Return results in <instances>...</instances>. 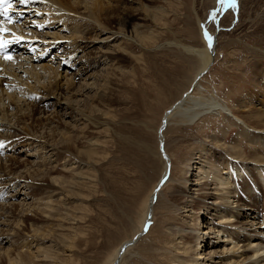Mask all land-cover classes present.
Wrapping results in <instances>:
<instances>
[{
	"label": "rangeland",
	"instance_id": "rangeland-1",
	"mask_svg": "<svg viewBox=\"0 0 264 264\" xmlns=\"http://www.w3.org/2000/svg\"><path fill=\"white\" fill-rule=\"evenodd\" d=\"M106 1L110 10L109 27L114 31H122L128 38L124 40L117 37L110 40L108 45L91 44L89 50L94 51L92 56L101 59V63L93 70L94 76L82 74L74 77V88L83 90V93L79 92L77 96L79 101L76 105L90 115L92 120L82 119L80 115H75V112L74 117H70L69 110H65L64 106L57 109L48 108L47 114L41 112L44 108L42 104H38L35 110L36 116H52L50 123L55 129V134L68 133L72 139L78 141V148L89 153L83 157L86 165L77 162L73 165H79V168H73L76 172L65 171L63 166H70L72 163L69 162L70 157H61L58 162L57 155L46 153V160L51 159V165H57L60 172L47 174L43 169L51 165L44 166L45 161L42 162L40 177L28 175L26 178L29 182L35 181L39 184V179L44 177L45 183L50 186L37 190L24 186L23 182L14 198L10 196L17 191L16 188L10 190V186L3 180L0 184V204H14V213H7L0 218V252L23 247L25 243L15 240L13 235L11 237L16 244L1 238L11 234L7 229H12L13 225L24 218L26 229H23L21 224L20 232H33L32 225L44 228L33 246L30 249L25 247L29 252L36 253L38 246H41L40 250L50 249V253H55L59 264H111L121 243L133 238L139 231L151 189H154L161 178L165 160L169 162L161 153V135L158 130L163 126L165 114L176 110L174 105L183 94L191 89L190 97L227 104L235 112V116L237 114L240 117L247 115V111L251 109L262 111L264 107V92L262 88L258 89V75L255 71L256 66L261 63L255 58L259 54L256 50L259 51L264 45V42L258 43V35L262 30L259 27L260 20L255 18L256 7L262 0H241L244 8L237 20L231 11L226 12L221 19L220 0ZM128 14L132 16L125 19ZM218 15L222 28L218 33L214 60L198 84L193 85V79L201 70L203 62L198 54L188 51L187 47H206L203 27L206 26L212 33L218 30V23H215V17ZM110 45V51H115V61L106 60V56L100 55ZM118 45L125 47L124 54L114 49ZM55 52L58 53L57 57L62 55L61 51ZM54 55L52 54L51 58ZM83 63L82 60L74 67L72 74H75L78 68L84 67ZM88 81L94 82V87L83 89ZM98 92L104 98H100ZM250 92L252 94L249 99L243 97L244 93ZM187 106L188 104H184L181 114L175 113L180 110L178 108L169 124L162 127V130L165 127V149L172 158L170 179L168 178L160 196L157 197L154 216L148 230L136 244L128 248L120 264H193L191 250H188L187 254H183L181 248L175 250V231L180 227L184 226L185 232L192 230L204 236L200 232L203 229L199 226L202 219L200 204H195L197 201L202 202L204 198L202 199L201 192H198L200 187L191 184L194 177H190L191 172L188 173L187 162L199 148L209 149L213 140L234 145L242 125L235 117L228 126V118L224 112L201 115L198 120L188 122L183 114L191 109L192 101ZM38 127L40 126L32 124L34 131H37ZM46 127L43 123V131H46ZM22 135L24 136L23 133L16 135L17 140L19 139L16 144H9L13 143L11 138V142L3 141V145H14L13 151L8 148V144L5 147L8 148L7 152L4 151L7 155L12 153L13 157L10 159L14 162L19 157L18 153L22 150L20 148H25ZM27 136L24 137L30 140L31 137ZM238 140L245 154L251 155L253 146L245 138ZM262 149L263 146L258 151L262 152ZM44 154L42 153V156ZM220 157L221 152L213 148L203 160L213 161V169L215 165L221 164ZM29 160L33 161L34 165L36 161H43L38 158ZM29 169L30 174H34V168L30 166ZM73 174H78V178L75 179ZM187 175L190 178L188 188H191V191L188 188L189 191L183 189L182 180ZM58 176L59 185L55 186L53 178ZM248 177L246 179L253 180L254 183L259 182L253 177ZM246 179L244 177V180ZM254 187L256 197H262L259 209L264 210L262 182ZM235 189L238 190L233 192L236 199L241 196L242 202L246 200V203H251L252 197L247 200L239 187L236 186ZM9 198L7 202L6 199ZM205 200L206 204L212 205V199ZM45 202H51L52 209L43 213L38 207L43 208ZM184 206L186 207L183 208ZM247 206V209L251 207ZM26 209L34 211V215L20 218L26 213ZM236 209L243 210L238 209L234 203L232 210ZM204 212L208 215L210 223L215 224L218 216L216 209H205ZM262 212L264 220V211ZM191 216L192 219L198 220L193 228H189ZM213 236L209 241L211 243L213 240L217 241V235ZM186 238H183L184 241H189ZM245 243L246 241H242L240 245ZM206 244L205 241L201 244L196 242L194 249H210L211 244L209 247H206ZM220 260L221 258H217L214 264H223ZM0 264H8V259H0Z\"/></svg>",
	"mask_w": 264,
	"mask_h": 264
},
{
	"label": "bare ground",
	"instance_id": "bare-ground-1",
	"mask_svg": "<svg viewBox=\"0 0 264 264\" xmlns=\"http://www.w3.org/2000/svg\"><path fill=\"white\" fill-rule=\"evenodd\" d=\"M220 1L221 19L228 11L234 14L235 20L241 16L244 8V4L241 0H236L235 6H232L231 0ZM5 7L8 9L12 7V9L15 10L13 13L16 16H12V18L9 19L11 22L5 19V17L0 19V27L7 29V31L0 32V43L9 47L15 46V51L13 55L9 56L0 54V142L3 143L4 140L10 141L11 138L13 139V143L9 144H16L19 142L16 135L22 133L25 137L27 135V137H31L29 138L30 140H28V138L22 135L26 141L22 142L25 148H20L22 149V153L19 151V157L16 158L15 162L13 159H10L13 157L12 153L10 152L8 155L6 153L8 148L13 151L14 145L12 147V145L7 143L8 148L5 149L7 146L5 143L3 147H0V184L5 180L7 186H10V190H15L16 188L17 191L13 192L10 196V198H14L23 182L25 183L24 186L37 190H44L50 186L45 183L44 177L39 179V181H41L39 184H36L35 181L29 182L26 178L28 175L39 176V172L43 166L42 162L45 161L44 166L52 164L50 163L51 159L46 160V153L48 154L51 152L54 156L57 155L58 162L61 161V157H70L69 162L72 163L70 166H63V170L65 171L76 172L74 169L79 168V165L78 167L73 165L77 162L80 163V165H86L83 157L89 155V153L78 148V141L72 139L73 137L68 135V133H66L67 135H62L60 132L55 134V129L50 123L52 116H36L35 110L38 104H42L41 106H44V108L41 112L47 114L49 111L48 108L57 109L60 106H64L65 110H69L70 117H74L75 112V115H80L82 119H86L87 121L92 120L90 115L84 113L79 109L78 105H76V102L79 101L77 96L79 92L83 93V90L74 88L76 83L74 77L82 74L94 76L92 73L93 70L101 63V59L92 56L94 51L89 50L91 44L92 46L95 43H106V45H108L110 40H114L117 37L127 40L128 35L122 31H114L112 27H109L110 10L109 3L106 0H28V2L24 4H21L19 0H8ZM255 12L257 15L255 18L260 20L259 27L262 30V33L258 35V38H260L258 43L261 44L264 42V0L258 2ZM219 15L215 17V23H218V26L216 25L218 30L212 33L206 26L203 27V34L207 43L206 47L204 49L193 46L187 47L188 51L198 54L203 62L201 70L193 79V85H196V83L198 84L199 79L207 69H210L214 60L213 56L216 51L218 33L222 28ZM130 16L132 15L128 14L125 19ZM17 48L19 53H17ZM110 48L111 45L106 48L104 53H100V55L106 56V60L115 61L116 56H113L115 51H110ZM114 49L124 54V46L118 45L114 47ZM53 51L54 53H56L55 51H61L62 55L57 57L58 53L54 55ZM256 52L259 54L258 56L256 55L257 57L255 58L261 61L255 69L258 75L256 82H258V89L262 88L264 92V45H262L259 51L256 50ZM52 54L54 55L53 58L50 57L49 59L47 58V60L46 57ZM6 57H11V59H6ZM82 60L84 61V67L78 68L76 73L72 74V69L78 66ZM111 71L113 72L114 68ZM88 82L84 84L83 87L85 88L83 89L88 90L94 87V82ZM189 90L190 91L185 92L182 98L174 105L175 111H177L178 108H180V110L165 114L162 121V123L165 122L163 126L165 125L166 127L169 124L171 117L175 115L174 112L181 114L184 104H188L189 106L192 101L191 109L188 110V113L183 114V116L186 117V121L194 122L198 120L201 115L224 112L228 118L226 119V122L229 123H227L228 126L231 125V120L236 117L242 127L240 128L241 132L237 133L235 137L234 145H226L225 142L220 143V140H213L212 146L209 149L203 147L199 148V150L194 153L191 160L187 162L189 166L188 173L191 172L189 174L190 177H194L191 179V184L199 186L200 189H198V192H201L200 196L202 199H212L211 204L213 206L206 204L207 202L205 203L204 200L195 203L200 204L199 212L202 219L199 226L203 229V231L200 230V232L204 234V236H200L195 231L192 232V230L189 231V233L185 232L184 226L180 227L175 231V250L181 248L183 254H187L188 250H191V262L193 264H214L217 262V258H221L223 264H264V220L262 219V211L264 210L259 209V203L262 197H256V187H254L258 184L260 185V182H262L264 187V107H262V111L251 109L247 111L248 114L243 115V117L237 114L235 116V112L229 105L215 101L207 102L201 99H195L197 97L192 98L190 97L191 89ZM257 92L259 93V90H257ZM98 94L99 97L102 98L103 95H101L100 92H98L97 95ZM251 94L252 92L244 93L243 97L249 99ZM244 106L246 107L247 105ZM38 118L42 120L38 121ZM43 123L47 126L46 131L42 129ZM32 124L36 127L40 126L37 131L33 130ZM236 124L238 123L236 122ZM162 127L158 130V134L161 135L159 136L160 150L169 162L165 160L161 178L156 183L154 189H151L152 192H150L146 213L145 216L142 217L143 219L139 231L133 238L127 239L121 243L111 264H120L128 248L136 244L141 236L148 230L154 216V206L157 197L160 196L168 178L170 179L172 158L165 149V127L163 130ZM225 131L223 132L226 133L227 131ZM56 138L62 140L58 141ZM238 138H245V140L253 146L250 151L252 152L251 155L245 154L241 143L238 142ZM255 144L260 146L258 147ZM18 145L20 147L22 146L21 144ZM261 146H263L262 152L258 151ZM213 148L221 152L222 157H220V161H222L219 166L215 165V168L212 169L211 165L213 161H204L203 157H206V154ZM42 153L45 154L42 156ZM31 158L43 159V161H36L34 165L33 161L31 162L29 160ZM74 160L75 162H73ZM30 166L34 168V174H30ZM21 169H23L22 172H20ZM58 169L57 165H51L47 166L43 171L47 174L52 173L53 175L60 172ZM63 176L67 177L68 175ZM247 176L250 178L253 177L259 182L254 183L253 180L246 179ZM73 177H75V179L78 178V174H73ZM244 177L246 180H244ZM59 178L60 176L53 178L55 186L59 185ZM182 182L183 189L186 191L188 182H190L188 175L183 177ZM236 186L245 194L247 200L252 197L250 204L246 203V200L242 202L241 196L236 199L235 193H233L238 191L235 189ZM188 189L191 191V188ZM10 198L8 200L6 199V201L9 202ZM50 203L51 202H47L43 208L38 207V209L46 213V210L52 209ZM234 203L237 204L238 209L241 208L243 210L237 211L236 209L233 211L232 206ZM247 205H251V207L247 209ZM185 207L186 206L183 208ZM211 208L216 209V215H218L216 216V223L213 225L210 223L208 215L204 212L205 209ZM13 210L14 204L12 203L8 206L0 204V218L6 216L7 213L13 214ZM33 215L34 211L26 209V213H23V216L20 218ZM23 219H20L16 225H13L12 229L8 228L7 230L11 232V234L1 239L16 244L14 243L16 241L12 238L16 237L15 240H22V243H25L23 247L19 246V248H23L24 250L21 251L18 247H16L14 251L11 249L4 250L0 252L1 261L8 259V264H59L57 263L58 260L55 253H50V249L47 250L48 252L44 249L40 250L41 246H38L39 244H37L39 249L36 253L29 252L30 250L28 249L40 238V232L43 233L44 228L39 225H32L31 228L33 232L29 231L27 233H22L19 230L20 225L22 224L23 229H26V225L24 224L25 220ZM190 221L189 228H193L198 220L192 219L191 216ZM213 235H217L215 237L217 241L213 240L211 243L209 241L210 238H214ZM185 236L189 241H184L185 239L183 238ZM54 240L56 239L54 238ZM204 241L207 242L206 247H209V244H211L209 247L210 249L206 248L205 250L202 247L200 250L198 248L194 249L196 242L201 244L204 243ZM242 241H246L245 245H243L244 243L240 245ZM25 247L29 248L25 249ZM212 247H216V249ZM242 247L245 248L242 249ZM174 264L177 263L174 262Z\"/></svg>",
	"mask_w": 264,
	"mask_h": 264
},
{
	"label": "snow or ice",
	"instance_id": "snow-or-ice-1",
	"mask_svg": "<svg viewBox=\"0 0 264 264\" xmlns=\"http://www.w3.org/2000/svg\"><path fill=\"white\" fill-rule=\"evenodd\" d=\"M19 2L21 4H24V3H27L28 0H19ZM6 3H8V0H0V5H3V4H6ZM231 3H232V6H235L236 0H231ZM6 12H7V10L5 9V14H6ZM9 22H11V20H9ZM4 31H7V29H4V28L0 27V32H4ZM0 47H3L2 43H0ZM6 59H11V57H6ZM0 147H3V143L2 142H0Z\"/></svg>",
	"mask_w": 264,
	"mask_h": 264
},
{
	"label": "water",
	"instance_id": "water-1",
	"mask_svg": "<svg viewBox=\"0 0 264 264\" xmlns=\"http://www.w3.org/2000/svg\"><path fill=\"white\" fill-rule=\"evenodd\" d=\"M165 123V122H164ZM146 229V228H145Z\"/></svg>",
	"mask_w": 264,
	"mask_h": 264
}]
</instances>
